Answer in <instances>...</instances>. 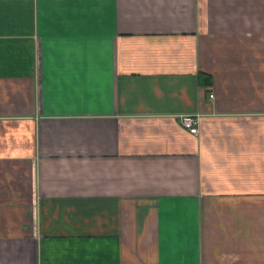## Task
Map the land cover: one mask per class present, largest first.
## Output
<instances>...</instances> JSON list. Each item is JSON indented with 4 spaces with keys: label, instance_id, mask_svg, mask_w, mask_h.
Instances as JSON below:
<instances>
[{
    "label": "crops",
    "instance_id": "0c3cea01",
    "mask_svg": "<svg viewBox=\"0 0 264 264\" xmlns=\"http://www.w3.org/2000/svg\"><path fill=\"white\" fill-rule=\"evenodd\" d=\"M0 264H264V0H0Z\"/></svg>",
    "mask_w": 264,
    "mask_h": 264
},
{
    "label": "built area",
    "instance_id": "2783aa9c",
    "mask_svg": "<svg viewBox=\"0 0 264 264\" xmlns=\"http://www.w3.org/2000/svg\"><path fill=\"white\" fill-rule=\"evenodd\" d=\"M211 95V94H209ZM179 123L189 133L197 132V114L196 113H181L178 116Z\"/></svg>",
    "mask_w": 264,
    "mask_h": 264
}]
</instances>
